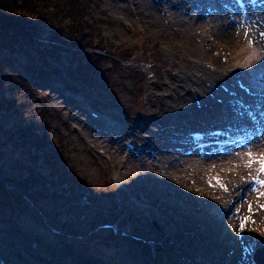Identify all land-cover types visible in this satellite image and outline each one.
Returning a JSON list of instances; mask_svg holds the SVG:
<instances>
[{"label":"rangeland","instance_id":"obj_1","mask_svg":"<svg viewBox=\"0 0 264 264\" xmlns=\"http://www.w3.org/2000/svg\"><path fill=\"white\" fill-rule=\"evenodd\" d=\"M196 1L92 0L88 5V37L95 49L109 52L121 66L109 70L105 63L96 78L81 82L83 88L75 95L60 85L63 70L37 88L39 101L60 116L53 131L64 148L60 165L65 169L59 176L64 188L40 194L38 203L26 198L22 188L5 183L17 196L11 206L0 205V258L7 264H130L144 259L151 264H197L208 256L220 259L218 264H253L255 248L264 246V210L259 208L264 196L258 198L246 187L252 172L242 180L232 164L220 168L234 185L239 181V191L208 186L218 175L207 159L225 156L246 165L251 152L255 160L264 149L250 147L249 140L264 134V121L246 135L242 142L248 147L236 156L223 145L194 151L173 143L169 135L183 128L233 125L239 114L220 93L222 85L232 96L238 87L264 98V40L257 35L264 31V3L251 6L248 24L231 0H208L218 17L227 15L228 34L210 20L212 13L196 16ZM245 30L253 46L247 44ZM253 51L260 53L257 61L236 66ZM104 52L86 53L105 57ZM156 56L169 67L163 73L158 67L150 71ZM88 104L103 116L88 115ZM30 115L37 117L34 111ZM129 139L161 148L137 154L126 150ZM31 171L38 176L36 167ZM43 187L31 179L28 188L37 193ZM234 202L233 209L227 208ZM57 213H62L61 224L49 217ZM249 215L244 237L251 238L250 245L237 236L241 220ZM135 238L144 239L143 245L128 242ZM152 244L160 245L158 252ZM249 246L251 252L244 253ZM18 253L24 262L15 257Z\"/></svg>","mask_w":264,"mask_h":264},{"label":"trees","instance_id":"obj_2","mask_svg":"<svg viewBox=\"0 0 264 264\" xmlns=\"http://www.w3.org/2000/svg\"><path fill=\"white\" fill-rule=\"evenodd\" d=\"M91 2L0 0L1 206H11V199L16 196L5 183L19 190L22 188L26 198L38 203L42 194L58 193L64 188L59 182L65 169L60 165L64 148L59 145V138H54L53 131L60 124V116L44 100L39 101L37 88L41 83L63 70L66 76L60 82L76 91L83 88L82 81L90 82L96 78L105 63L109 70L121 66L120 60L112 58L109 52L95 49L93 38L85 31ZM98 50L103 51L105 57L86 53ZM165 63L156 56L155 63H149L150 71L154 73L158 67L159 71L165 72L169 68ZM31 111L37 117L30 115ZM33 167L38 176L31 171ZM31 179L41 182L44 187L36 193L28 188ZM75 212L73 210L72 220ZM56 215L49 217L54 224H61L62 213ZM19 254L14 255L19 259ZM20 258L21 263L24 262L22 256Z\"/></svg>","mask_w":264,"mask_h":264},{"label":"bare ground","instance_id":"obj_3","mask_svg":"<svg viewBox=\"0 0 264 264\" xmlns=\"http://www.w3.org/2000/svg\"><path fill=\"white\" fill-rule=\"evenodd\" d=\"M198 1H200L199 5L197 7H192V10L196 14V16L198 18H203L207 15L206 13H212L213 15H211L210 20L213 23H215V25L217 24L219 27L224 29V31L230 34L231 23L228 24L227 15L221 13L220 11L219 13L221 14L218 17L217 14H215L216 12L212 11L213 4H211V2H209L208 0H198ZM249 14L250 12L248 13V15ZM248 28L250 29L251 27L248 26ZM214 73L215 72H209V74H214ZM220 93L224 97L226 96L229 97L227 104L233 106L238 111L239 114V118H237L233 123V125H231L228 128V130L226 131V135L222 137L223 139H221V141L225 143L223 144V147L228 148L230 153H233L232 155L236 156V154L240 153L241 150H243V147H248V145H244L246 142L245 143L243 142L235 143V142L239 141L241 136L246 135L250 132H254L257 125L263 124L264 98L251 97L247 94L242 93L238 87L235 89L234 96H232L231 91L226 86L223 85L220 86ZM174 141L176 142L183 141L182 133L180 131L175 133ZM127 142L128 141H126L125 144H127ZM249 142H250L249 145L250 147H255V148L262 147L264 149V134H262L261 136L254 134L252 139L249 140ZM198 152H196L195 154H198ZM207 160L209 161L208 166L215 168L212 172L222 177L223 181L226 183V188L227 189L231 188L230 191L232 194L239 191L240 183L239 181H237L238 182L237 185H234L232 181H229V179L226 177L228 173H226L225 170L221 171L222 169L220 168V166L232 164L235 167L236 173L240 174V178L243 177L244 174L250 172L256 175L258 170L257 168L246 167L245 165L236 163L233 160H228V158L225 156L212 157ZM247 182H249V180ZM246 184H247L246 187L250 188L249 183ZM207 185L211 186L212 188L215 187L217 190H221V187H219L214 182H208ZM234 207H235V202L227 205V208H229L230 210L233 209ZM203 241H205V238L200 236L199 242L202 243ZM128 242H132L133 244L143 245L144 239L142 238L128 239ZM139 248H144V247H135V250H139ZM218 262H220V259L218 258L213 259L211 258V256H208V257H204L202 261H200L198 264H211V263L218 264ZM142 264H151V262L149 259H144Z\"/></svg>","mask_w":264,"mask_h":264},{"label":"snow or ice","instance_id":"obj_4","mask_svg":"<svg viewBox=\"0 0 264 264\" xmlns=\"http://www.w3.org/2000/svg\"><path fill=\"white\" fill-rule=\"evenodd\" d=\"M237 34H239V33H237ZM244 35L246 37H249V32L247 30H245ZM258 36H259V38L261 40H264V31H260L258 33ZM247 44L249 46H253L254 41H253V39L251 37H249L247 39ZM260 53H264V49H261ZM260 53H258L257 51H253L252 53H250L245 58V63H243V64L238 63L236 66L237 67H249V66H251L260 57ZM247 155H248L249 159L246 162V165H245L246 167H251V165L254 162L259 164L257 175H254V176L251 177V182L250 183L246 181V183H249V187L251 188V190L254 191V192H257V197L259 198L260 196H264V191H260L257 188V185L264 186V179L260 178L261 174H264V154H261L255 160L252 159L253 154L251 152H248ZM213 179H215L217 181V183L220 184L221 188H223L225 191L227 190L226 186L223 185L220 182L219 177H213ZM241 179L243 180L244 178L241 177ZM259 208L264 210V204H259ZM248 210H249V213H251L253 211V207H252L251 202L248 203ZM236 211L239 212V208H237ZM251 219L252 218H251L250 215L249 216H245V217H243V219L240 222L239 230L237 231V236L241 238V243L242 244H248V245L251 244V238L250 237L249 238H245L244 237L245 224H246V222L251 221ZM252 222L254 223L255 221H252ZM261 235H264V233H261ZM243 252L244 253L251 252V247L250 246L249 247H244L243 248ZM253 264H254V261H253Z\"/></svg>","mask_w":264,"mask_h":264}]
</instances>
